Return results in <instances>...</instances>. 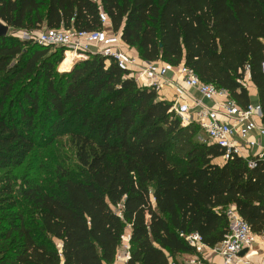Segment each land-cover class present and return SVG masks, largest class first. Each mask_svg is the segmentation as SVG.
Wrapping results in <instances>:
<instances>
[{
  "label": "trees",
  "instance_id": "1",
  "mask_svg": "<svg viewBox=\"0 0 264 264\" xmlns=\"http://www.w3.org/2000/svg\"><path fill=\"white\" fill-rule=\"evenodd\" d=\"M100 11L142 60L183 63L242 107L249 65L264 125V0H0L11 30H98ZM63 54L0 36V264H112L127 230L123 264H177L197 253L187 235L207 247L224 238L231 205L264 235L262 160L225 156L154 87L101 54L59 72ZM61 136L74 147L75 172L62 169L46 186L12 172Z\"/></svg>",
  "mask_w": 264,
  "mask_h": 264
},
{
  "label": "built area",
  "instance_id": "2",
  "mask_svg": "<svg viewBox=\"0 0 264 264\" xmlns=\"http://www.w3.org/2000/svg\"><path fill=\"white\" fill-rule=\"evenodd\" d=\"M99 18L102 25L108 21L103 11H100ZM12 31L23 41L62 47L66 56L68 52L73 54V59L99 53L106 57L107 61L115 62L120 69L129 71V75L132 74L138 85L152 86L157 91L163 85L160 80L166 76L168 71H174L186 86L195 88L202 99L212 102V106L204 105L199 100L193 105L183 101L172 102L171 110L179 117L181 124L187 126L190 123H196L201 130V140L223 148L225 156L230 153L242 156V149L258 148L255 153L245 158L249 166L254 165L255 159L264 162V146L259 140L251 139L254 132L264 137V125L258 121V118L262 116L260 104L249 102L246 106H240L226 89L201 81L183 63L178 66H158L154 62H149L139 67L140 63L136 58L127 56L120 49L122 42L120 34L117 32L107 34L103 28L88 31L72 27L42 26L36 29H13ZM134 67L139 68L137 76L132 73ZM261 70L264 73V61L261 63ZM247 77H250L249 65L245 66V77L241 80L244 85ZM226 215L229 219L228 232L213 247L205 246L196 232L187 235L186 240L195 248L197 252L195 254L208 248L221 256V264H240L241 252L254 243L256 234L251 231L248 223L240 217L233 205L227 208ZM126 239L129 240V235ZM128 249L127 243L123 259H127ZM188 262L189 264H203L198 257H193ZM170 264L176 263L172 261ZM262 264H264V258Z\"/></svg>",
  "mask_w": 264,
  "mask_h": 264
},
{
  "label": "crops",
  "instance_id": "3",
  "mask_svg": "<svg viewBox=\"0 0 264 264\" xmlns=\"http://www.w3.org/2000/svg\"><path fill=\"white\" fill-rule=\"evenodd\" d=\"M103 29L106 31L107 34L114 32L110 25L109 20L103 25ZM120 34V33H119ZM94 49V48H93ZM120 49L129 57H134L140 63L139 67L145 66L148 61L142 60L139 57L138 51L125 44L123 41L120 43ZM67 56H64V59ZM83 58H86L85 56ZM82 57L76 58L75 60L72 58L70 59V63H68L65 68H60V70H69L73 63L78 59H83ZM61 61L60 65L64 61ZM74 60V61H73ZM158 66H168L163 61H152ZM139 71L138 67H134V71L132 72L135 76H137ZM132 75V74H131ZM160 81L163 82V85L158 90V95L161 99H165L170 102H177L183 101L187 102L190 105H193L195 101H201L204 105L212 106V102L206 101L202 99L199 92L192 87H188L184 84L181 77L175 73L174 71L170 70L167 72L166 76L162 78ZM245 87L248 90V95L250 98L251 103H258L257 97V89L255 85L251 82L250 77L245 78ZM258 121L261 122V117L258 118ZM251 139H257L260 141L261 145L264 146V137L259 136L256 132L252 134ZM258 148L252 149H242V157H249L253 153H255ZM224 157H219L218 163H223L225 160ZM193 257H198L201 259L203 264H221L222 258L220 255L216 254L214 251L205 248L201 253L198 254H182L177 257V264H189V259ZM241 263L240 264H262V259L264 258V235H257L255 237L254 243L248 248L245 249V252L241 254ZM126 259L123 260L122 264L125 262Z\"/></svg>",
  "mask_w": 264,
  "mask_h": 264
},
{
  "label": "rangeland",
  "instance_id": "4",
  "mask_svg": "<svg viewBox=\"0 0 264 264\" xmlns=\"http://www.w3.org/2000/svg\"><path fill=\"white\" fill-rule=\"evenodd\" d=\"M10 33H13L14 35L16 34L8 28L6 34ZM117 34H119V32H117ZM63 55L65 56V53ZM72 55V53L68 52L67 58L64 59L63 57L64 61L62 64L57 65V70L59 72L62 71L60 68H65V66L70 63ZM219 160V157L214 159L217 163ZM62 169H67L71 172L76 171L74 147L66 136L58 137L48 145H36L32 152L26 157L23 164L19 168L13 169L12 172L17 176L25 173L28 177L35 178L38 183L46 186L54 184L57 181ZM2 172L4 171H0V174ZM128 235L129 232L127 230L123 235L121 246L119 247L117 256L112 264H122L124 260L123 258L125 257L126 245L128 243V240L126 239ZM54 242L56 243V246L60 248V241L54 239Z\"/></svg>",
  "mask_w": 264,
  "mask_h": 264
},
{
  "label": "water",
  "instance_id": "5",
  "mask_svg": "<svg viewBox=\"0 0 264 264\" xmlns=\"http://www.w3.org/2000/svg\"><path fill=\"white\" fill-rule=\"evenodd\" d=\"M7 31H8V26L0 21V36L6 35ZM244 252L245 250H243L241 254Z\"/></svg>",
  "mask_w": 264,
  "mask_h": 264
},
{
  "label": "bare ground",
  "instance_id": "6",
  "mask_svg": "<svg viewBox=\"0 0 264 264\" xmlns=\"http://www.w3.org/2000/svg\"><path fill=\"white\" fill-rule=\"evenodd\" d=\"M71 53V52H70Z\"/></svg>",
  "mask_w": 264,
  "mask_h": 264
}]
</instances>
